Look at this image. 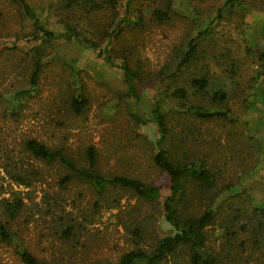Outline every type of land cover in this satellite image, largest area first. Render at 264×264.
Wrapping results in <instances>:
<instances>
[{
    "label": "rangeland",
    "instance_id": "obj_1",
    "mask_svg": "<svg viewBox=\"0 0 264 264\" xmlns=\"http://www.w3.org/2000/svg\"><path fill=\"white\" fill-rule=\"evenodd\" d=\"M25 1L46 28L56 35L77 30L82 41L40 36L20 0H0V218L9 217L6 200L18 195L25 202L9 219L12 240L0 238V264H25L24 247L46 264L114 263L134 247L151 250L172 232L161 200L116 185L97 195L78 177L61 185L66 169L23 146L31 136L62 141L87 165L83 149L92 143L104 173L136 176L169 193L168 176L152 160L155 127L131 116L150 117L155 101L171 114L165 144L171 157L176 151L211 168L209 191L188 186L189 211L180 214L213 210L200 250L218 264H264V214L255 210L264 208V0H130L126 7V0L115 7L107 0ZM198 31L193 61L176 70ZM86 40L108 50L114 64ZM36 54L44 63L38 82L18 95L31 86ZM125 58L137 97L117 65ZM205 75L201 91L192 78ZM179 87L183 98L175 94ZM217 88L225 92L221 99L212 95ZM77 95L87 102L78 113L68 106ZM190 103L227 109L235 119L199 118L187 112ZM24 169L37 171L29 185L14 180ZM159 264L191 263L179 249Z\"/></svg>",
    "mask_w": 264,
    "mask_h": 264
},
{
    "label": "trees",
    "instance_id": "obj_2",
    "mask_svg": "<svg viewBox=\"0 0 264 264\" xmlns=\"http://www.w3.org/2000/svg\"><path fill=\"white\" fill-rule=\"evenodd\" d=\"M23 5L24 12L27 16L33 19L34 27L41 32L39 35L50 39L61 37L64 40L77 39L80 40V36L77 30L64 31L59 35L49 28H46L38 19L36 14L30 9L25 0H20ZM108 3L115 7L118 0H107ZM232 0H226L228 3ZM130 0H126L124 7L128 5ZM102 6V5H100ZM220 8H218L217 16L220 14ZM158 15L161 17H167V9H159ZM121 21L125 20V15L120 18ZM203 31H198L190 40H188L186 49L183 52L180 60L177 63L176 70L180 69L182 65H189L196 53H197V37L202 34ZM85 40V39H84ZM82 41V40H80ZM94 48L99 56L104 60L109 61L111 64L113 60L110 53L104 51L98 42L95 40H86ZM34 58L32 63V69L28 78V83L31 86L18 90L16 94H25L29 92V88L37 84L40 72L44 65L40 55ZM124 77V81L127 86L128 92L137 97V91L133 83L134 70L131 68L129 61L125 58L117 64ZM264 74V71H263ZM192 83L197 89L204 91L207 84V75L193 77ZM175 94L179 97H185V91L183 88H176ZM213 97L221 99L225 96L224 90L217 88L212 92ZM86 100L81 96H72L68 103L69 111L81 112L86 104ZM187 112L193 114L202 119L211 118H224L234 120L235 116L228 112L227 109L204 106L200 104L190 103L186 108ZM150 117H143L140 114L131 113L136 121L141 123H152L155 127L154 137V153L152 160L154 164L168 176L169 179V193L163 194L162 184H149L136 176H130L123 173H104L98 168L97 151L94 144H86L83 149L84 161L88 164L81 163V159L74 157L68 150L62 141L57 143H47L41 141L35 137H27L23 140V146L26 151H29L34 157L45 160L48 163H58L66 169L64 175L60 179L61 185L74 178H82L89 183L95 190L97 195H103L109 186H123L134 190L139 195L150 200H161V214L163 219L168 222L172 227V232L160 236L155 240V244L151 250H145L141 247H134L121 253L116 262H108V264H159L168 255H172L177 250L186 249L191 264H218L217 257L214 255H206L200 250V246L204 244L205 232L204 227L210 222L214 216L212 209H205L197 215H189L181 219V211H189L183 204L188 202L187 189L196 183L200 191H209L213 182V175L211 168L203 161L193 159L190 155H180L176 151H173L174 157H171L169 148L165 146L167 142L168 131H170V121L168 118L169 111L163 110L160 101L153 102L150 108ZM36 173L29 169H24V172L15 175L14 180L29 185L32 180L36 178ZM32 175L33 177H29ZM96 203V202H95ZM25 202L23 199L15 195L11 201H5L4 210L9 215L6 219L0 218V238L2 240H12V231L9 229V219L18 215L19 211H22ZM257 212L264 214V208L255 207ZM260 210V211H259ZM140 234L141 229L136 227L134 230ZM20 255L25 264H46L41 261L35 254L29 251L27 248H22Z\"/></svg>",
    "mask_w": 264,
    "mask_h": 264
}]
</instances>
